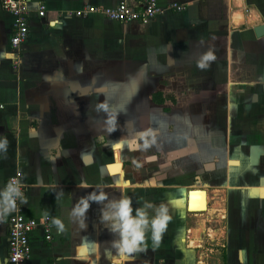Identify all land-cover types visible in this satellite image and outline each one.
<instances>
[{
  "label": "crops",
  "instance_id": "1",
  "mask_svg": "<svg viewBox=\"0 0 264 264\" xmlns=\"http://www.w3.org/2000/svg\"><path fill=\"white\" fill-rule=\"evenodd\" d=\"M121 1L31 0L30 35L17 65L10 52L13 16L0 0V136L9 140L6 156L0 155V188L17 170L24 172L25 214L39 222L26 264H264V32H257L264 0H159L162 11L148 24L85 12ZM40 3L47 5L45 17L37 14ZM172 3L184 8L172 9ZM209 51L215 59L201 70L197 63ZM150 86L175 93V107L191 113L183 118L205 126L203 171L221 162L214 183L195 180L199 176L185 164L197 145L178 133L160 138L170 145L187 140L170 152L168 166L149 162L157 155L133 151L124 140L128 134L119 133L122 172L109 171L117 160L105 138L115 131H103L96 104L107 99L115 108L122 90L127 108L126 93ZM217 126L223 128L214 148ZM97 185L116 197L123 188L134 209L137 201L168 204L172 218L159 245L149 233L146 250L121 259L95 203L86 229L73 223L69 209ZM200 188L208 192V210L191 211L188 203ZM9 215L0 217V264H8ZM45 218L65 225L60 230L52 223V240Z\"/></svg>",
  "mask_w": 264,
  "mask_h": 264
},
{
  "label": "clouds",
  "instance_id": "2",
  "mask_svg": "<svg viewBox=\"0 0 264 264\" xmlns=\"http://www.w3.org/2000/svg\"><path fill=\"white\" fill-rule=\"evenodd\" d=\"M215 56L211 51L202 55L197 63L201 70L207 69ZM96 110L105 114L107 127L103 130L110 134L117 130L119 111L113 112L107 99L96 104ZM157 145V135L154 129L146 128L138 132L137 139L132 143V150L148 151ZM9 148V140L6 136H0V155L6 156ZM133 164L139 168L141 165L133 160ZM81 187L88 188L87 184ZM56 199H60L63 191L55 192ZM120 196L116 197L97 185L93 191L81 196L75 201L68 211V218L81 229L88 227L87 213L93 203L100 206V221L113 235L110 242L111 249L121 259H127L134 253L146 250V239L150 233L153 246H158L167 225L171 220L168 204L161 202L155 204L151 201H137L134 209L133 200L124 195L121 188ZM27 204V198L20 180L12 178L6 185L0 188V217L9 215L17 210V203ZM52 223L60 230L65 225L59 218Z\"/></svg>",
  "mask_w": 264,
  "mask_h": 264
},
{
  "label": "built area",
  "instance_id": "3",
  "mask_svg": "<svg viewBox=\"0 0 264 264\" xmlns=\"http://www.w3.org/2000/svg\"><path fill=\"white\" fill-rule=\"evenodd\" d=\"M3 8L13 16V34L11 36V54L15 64L19 65L23 56V44L30 35L31 18V0H1ZM170 8L181 10L184 6L172 3ZM159 0H138L132 3L129 0H123L118 5L112 6H94L90 5L85 10L86 13H96L111 20L123 23L140 22L148 24L160 12ZM37 14L40 17L48 15L47 5L40 3L37 8ZM18 179L23 184V191L26 196V182L24 172H17L9 178ZM8 180V181H9ZM44 225L47 240L53 239L52 220L45 218L42 221ZM39 222L26 216L25 204L17 203V210L9 215L8 244L9 255L8 264H26L32 255L31 233L38 227ZM110 264H123L121 260H113Z\"/></svg>",
  "mask_w": 264,
  "mask_h": 264
},
{
  "label": "rangeland",
  "instance_id": "4",
  "mask_svg": "<svg viewBox=\"0 0 264 264\" xmlns=\"http://www.w3.org/2000/svg\"><path fill=\"white\" fill-rule=\"evenodd\" d=\"M132 74V72H131ZM122 75V74H121ZM131 78H133V75L129 76ZM119 78H122L119 75ZM150 87H145V89L142 90H136V93L134 92H129L126 93V100H128L126 102V105L128 106L127 108L123 105H125L123 103L124 98V92H119L117 94H115V111H119L120 114L118 116V125L119 127L117 128V130L115 132L121 133V134H128L125 135L127 136V138H131L132 136V140L131 142L129 141V139H124L127 140L126 144L129 142V145L133 143L134 140L137 139V134L139 131H141L140 129V120L141 122H144L143 125V129L146 128H152L155 130L156 135H157V145L153 146V148H150L147 152L148 155H157L158 157V163H167L168 161H170V152L172 150H174L175 148H172L171 146H168L167 143L163 142L161 143L160 138L161 137H165L166 135L172 134V133H184L186 135H189L191 137V143L194 145H197L198 147H203V141L200 139V137L196 136V130H198L199 132H202L205 126L201 125V124H192L187 122L186 119H184L183 117L185 116L186 113H190L187 109L186 111L183 109H177L175 108H171V102L168 101V99H171L173 96H175V93H163V97L165 99V101L167 100L168 102H166L165 106L163 105H159V104H155L153 103V95H155L156 92L160 91L157 90L155 87L150 89ZM122 91V90H121ZM162 92V91H160ZM166 96V98H165ZM136 97V99H135ZM130 99V100H129ZM132 100V101H131ZM171 101V100H170ZM118 102H120V104H118ZM116 104V105H115ZM174 104L176 106L177 102H174ZM141 107V108H139ZM137 109L136 111V117L135 120L132 118V121H128V123L130 125H128L127 123H125V119H128L129 115L131 112H134V110ZM174 110V111H173ZM179 111V112H178ZM184 112V115L182 117H180V119H176V114ZM103 112H101V118H100V126L101 127H107L106 123H105V114H102ZM191 114V113H190ZM134 122V123H133ZM221 128H223V126H217L213 133H217V135L214 137H212L211 141V145L215 148V146L217 147L219 144V138L220 135L218 133L221 132ZM142 129V130H143ZM131 135V136H129ZM123 136V135H121ZM119 134H116L115 137L110 136L107 137L105 139H107L109 141L108 147L107 149L114 154V159L117 160V162H115L114 164H120L121 162H123V159L125 157V150H124V145H123V140H119V137H121ZM159 137V138H158ZM106 140V141H107ZM183 140V138H177V144H179V141ZM161 150V151H160ZM135 151V150H133ZM212 158L216 157V149L212 150ZM202 155V153H201ZM156 157V158H157ZM152 160V159H150ZM156 162V163H157ZM213 162V161H212ZM223 162V161H222ZM219 163H221L219 161ZM152 164V163H149ZM164 166H168V164H165ZM217 163L213 162L211 165L212 171L213 173H210L211 168H209V172L203 171L202 168H200V172L199 175L197 173V175H193L195 176H201L200 178H195L196 181H198V179L203 178L202 181H204V184L207 186L208 184H212L215 181L213 180V177H217L219 178V172H215L214 170H216ZM121 170L119 171L120 173L122 172V165H121ZM109 171H110V166H109ZM111 172V171H110ZM153 173V172H152ZM111 174H113L111 172ZM158 174V173H157ZM156 173H153L154 176L157 175ZM158 181H160L159 178H156ZM212 179V180H211ZM217 179V178H216ZM215 179V180H216ZM205 180H207L205 182ZM216 224V223H214Z\"/></svg>",
  "mask_w": 264,
  "mask_h": 264
},
{
  "label": "flooded vegetation",
  "instance_id": "5",
  "mask_svg": "<svg viewBox=\"0 0 264 264\" xmlns=\"http://www.w3.org/2000/svg\"><path fill=\"white\" fill-rule=\"evenodd\" d=\"M119 92H122L121 90H118L117 91V93H119ZM116 93V94H117ZM173 93V92H172ZM155 95H158L159 96V98H163V100L164 101H162V102H157V101H155V99H154V96ZM155 95H153V103H155L156 105L157 104H159V105H163V106H165V104H166V102H171V108L173 109L176 105L174 104V102H178V99H177V97H176V95L175 96H173L171 99H168V101L166 100L165 101V99H164V97H163V92H160V91H158V92H156L155 93ZM165 98H166V96H165ZM171 100V101H170ZM118 104H120V102H118ZM116 105V104H115ZM166 107V106H165ZM139 108H141V107H139ZM137 109L138 108H136L135 110H134V112H131L130 114H128L129 115V117H128V119H125V121L126 122H128V121H132V118L135 120V117H136V111H137ZM112 110H113V112H114V110H115V108H112ZM174 111V110H173ZM102 114H104V113H102ZM100 115H101V112H100ZM134 123V122H133ZM142 124H144V122H141V120H140V123H139V125H140V129L142 130L143 129V125ZM116 134H119L118 132H115V136H116ZM179 134H184V133H179ZM114 136V137H115ZM196 136H198V137H200V139L202 140V133L201 132H199L198 130H196ZM181 138H183V140H180L179 141V144H172V145H170L169 143H167L166 141H161V143H163V142H165V143H167L168 144V146H171L172 148H176L178 145L179 146H184V145H186V143H187V140H186V138L185 137H181ZM203 143V142H202ZM161 151V150H160ZM202 151H203V147H198L197 146V150H196V153H195V155H194V157L193 158H190V161H189V163H187L186 162V164L185 165H189L192 169H194L195 171H194V173H195V175H197V173L198 172H200V168H202V169H204L205 168V158H204V156H203V154L201 155V154H199L200 152L202 153ZM148 161L149 162H157L158 161V158H156V159H152V160H150V159H148ZM169 162V161H168ZM167 162V163H168ZM122 163V162H121ZM166 163V164H167ZM162 164H164V163H162ZM221 164V163H220ZM219 165V163H217V166ZM123 166V165H122ZM120 173V172H119ZM198 175H199V173H198ZM189 176H190V174H189ZM187 177V176H186ZM199 177H201V176H199ZM198 177V178H199ZM200 191V190H199Z\"/></svg>",
  "mask_w": 264,
  "mask_h": 264
},
{
  "label": "bare ground",
  "instance_id": "6",
  "mask_svg": "<svg viewBox=\"0 0 264 264\" xmlns=\"http://www.w3.org/2000/svg\"><path fill=\"white\" fill-rule=\"evenodd\" d=\"M121 163L119 164H111L110 165V171L113 174H117L119 173V171L121 170ZM109 169V168H108ZM198 190H202V191H197V192H193L192 196H191V202H190V210L191 211H206L208 210V201H209V195L206 189L204 188H200ZM191 191V190H189ZM189 204V203H188ZM219 209V208H218ZM224 209V208H223ZM214 211V210H213ZM221 213V212H220ZM200 231V230H199ZM198 231V232H199ZM214 231V230H213ZM193 235V234H192ZM212 235V234H211ZM193 240V239H192ZM193 245L196 244V240L195 242L193 241L192 243Z\"/></svg>",
  "mask_w": 264,
  "mask_h": 264
},
{
  "label": "water",
  "instance_id": "7",
  "mask_svg": "<svg viewBox=\"0 0 264 264\" xmlns=\"http://www.w3.org/2000/svg\"><path fill=\"white\" fill-rule=\"evenodd\" d=\"M257 32H258V33H263V32H264V25L260 26V27L257 29ZM238 163H239L238 160H231V164H238ZM200 191H202V190H200ZM190 202H191V201H189L188 208L190 207ZM189 209H190V208H189ZM195 212H204V211H195Z\"/></svg>",
  "mask_w": 264,
  "mask_h": 264
},
{
  "label": "trees",
  "instance_id": "8",
  "mask_svg": "<svg viewBox=\"0 0 264 264\" xmlns=\"http://www.w3.org/2000/svg\"><path fill=\"white\" fill-rule=\"evenodd\" d=\"M154 99H155V101H157V102H159V101H160V102L164 101L163 98H159L158 95H155V96H154Z\"/></svg>",
  "mask_w": 264,
  "mask_h": 264
}]
</instances>
